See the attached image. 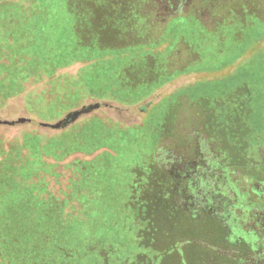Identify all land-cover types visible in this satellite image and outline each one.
Here are the masks:
<instances>
[{
    "label": "rangeland",
    "instance_id": "rangeland-1",
    "mask_svg": "<svg viewBox=\"0 0 264 264\" xmlns=\"http://www.w3.org/2000/svg\"><path fill=\"white\" fill-rule=\"evenodd\" d=\"M0 26V52L20 47L0 53V64L17 68L14 77L0 70V84L17 91L0 97V119L18 121L0 123V146L41 136L45 193L74 196L66 232L77 249L88 237L92 254L179 264L171 243L183 227V257L202 252L192 264L217 256L245 264L234 236L210 220L231 202L220 184L232 181L228 170L264 161V0H0ZM97 103L66 128L52 127ZM83 133L94 139L89 149ZM56 137L65 156L54 155ZM137 165L160 179L157 245L143 238L151 249L137 246L127 218L129 185L146 178ZM172 189L191 216L170 206Z\"/></svg>",
    "mask_w": 264,
    "mask_h": 264
},
{
    "label": "trees",
    "instance_id": "trees-1",
    "mask_svg": "<svg viewBox=\"0 0 264 264\" xmlns=\"http://www.w3.org/2000/svg\"><path fill=\"white\" fill-rule=\"evenodd\" d=\"M87 18L90 20L89 16ZM3 31L7 30L0 26V41L5 38ZM18 47L11 44L6 50L2 49L0 53L15 55L16 52L20 53V47ZM0 65L3 73L11 77L16 76L15 65ZM15 90L16 88L12 87L11 83L0 84V97L6 99L16 94ZM68 125L70 124L66 123L63 128ZM89 138L85 133L82 134V138L80 137L84 140L82 145L87 144V148L82 147L83 149H89L88 146L92 145L94 139ZM41 140L39 134L26 133L22 135V142L10 143L6 149L0 146V153H2L0 159V264H136L137 262L133 263L132 256H128L127 260L110 258L106 252H103L104 249L97 254L90 253L88 237L79 240L81 249L76 248L74 239L66 232L67 222L75 218L73 211L66 210V204H70L74 196L59 197L53 193H45L47 181L41 172L46 171L42 167L45 165L43 158L47 153ZM67 140L70 141L69 136ZM56 142L61 143V147L59 146V152H54V155L65 156L64 139L61 137L59 141L56 137L54 143ZM82 148L78 146L79 150ZM136 167L140 169L142 166L137 165ZM143 168H146L145 171L143 170L146 178L144 180V177L141 179L139 176L135 184L129 185L125 204L128 221L136 226L137 246L142 249H151V243H144L143 238L148 237L153 244H156L152 223L160 219L158 207L155 206L156 199H159L157 191L160 179L156 171L155 173L151 171L153 169L145 166ZM147 178L150 180L148 181ZM172 191L169 192L170 206L172 204L183 215L191 216L182 208L176 207L175 202L178 199L173 189ZM165 229H169V225H166ZM177 230L181 231V234L176 240L177 243L174 244L173 239L171 244L175 245L179 253V264H192V261L201 259L199 256L202 252L199 256L188 260L183 257L182 247H186L188 241L185 238L186 235L183 234L185 229L182 227ZM196 249L201 251L200 248ZM158 255L159 252L157 257ZM218 260L223 261V264L227 261L226 258L217 256L216 261L213 259V264H218Z\"/></svg>",
    "mask_w": 264,
    "mask_h": 264
},
{
    "label": "flooded vegetation",
    "instance_id": "flooded-vegetation-1",
    "mask_svg": "<svg viewBox=\"0 0 264 264\" xmlns=\"http://www.w3.org/2000/svg\"><path fill=\"white\" fill-rule=\"evenodd\" d=\"M190 1L192 4V0ZM236 152L233 151L234 154ZM228 172L232 181L228 184L221 181L220 184L223 191L227 189L224 192L229 193L231 202L219 203L216 218L213 217L210 221L214 226L221 223L222 229L234 236L238 243L234 251L240 253L245 264H264V161L241 163ZM218 174L216 176L221 180ZM222 177L226 181V175ZM203 202L205 210L216 211L215 204L210 200L204 199ZM219 225L217 233L221 232Z\"/></svg>",
    "mask_w": 264,
    "mask_h": 264
},
{
    "label": "water",
    "instance_id": "water-1",
    "mask_svg": "<svg viewBox=\"0 0 264 264\" xmlns=\"http://www.w3.org/2000/svg\"><path fill=\"white\" fill-rule=\"evenodd\" d=\"M99 104H93V105H90L88 107H82L81 109H78V110H74L72 111L67 117H65L64 119L58 121L57 123L53 124L52 127L54 128H60V127H63L65 126L66 123H68L70 120H73L75 119L78 115H80L82 112L84 111H87V110H90L92 108H96L98 107ZM16 122L18 121H5V120H1L0 119V123H10V124H15Z\"/></svg>",
    "mask_w": 264,
    "mask_h": 264
}]
</instances>
